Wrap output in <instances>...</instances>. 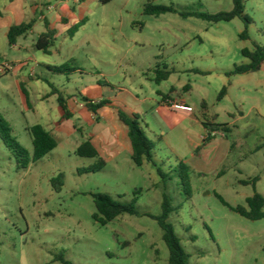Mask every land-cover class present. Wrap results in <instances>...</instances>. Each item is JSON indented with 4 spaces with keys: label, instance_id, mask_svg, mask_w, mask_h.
<instances>
[{
    "label": "rangeland",
    "instance_id": "1",
    "mask_svg": "<svg viewBox=\"0 0 264 264\" xmlns=\"http://www.w3.org/2000/svg\"><path fill=\"white\" fill-rule=\"evenodd\" d=\"M148 1L91 2L88 21L73 38L68 32L80 21L57 26L51 55L3 44L12 69L5 72L6 62L0 61V116L30 154L28 129L35 125L50 131L58 147L18 172L0 137V264H169L163 231L152 218L162 214L165 194L174 208L168 222L192 264H264V219L247 220L219 199L247 208L255 192L264 196V64L256 73L234 74L236 66L249 63L244 49L264 47V0H244L248 25L240 19L216 24L180 15L229 12L233 0H151L176 12L145 16ZM43 30V25L36 28L28 47ZM22 61L27 64L21 66ZM65 65L81 71L59 75L46 69ZM157 70L169 72V79L158 84ZM49 83L76 101H68L73 118L63 119L57 95L46 98ZM119 92L134 108V96L147 99L138 112L155 145L156 166L138 167L125 153L98 173L80 175L95 163L75 154L92 132L89 112L81 107L84 98ZM172 95L193 108L192 118L157 113L163 98ZM204 122L230 131L216 132L203 146L210 135ZM180 162L190 168V190L180 177ZM61 174L64 185L57 190L53 180ZM256 177L255 188L242 184ZM95 194L133 203L139 215L123 214L102 226L94 219Z\"/></svg>",
    "mask_w": 264,
    "mask_h": 264
},
{
    "label": "trees",
    "instance_id": "2",
    "mask_svg": "<svg viewBox=\"0 0 264 264\" xmlns=\"http://www.w3.org/2000/svg\"><path fill=\"white\" fill-rule=\"evenodd\" d=\"M84 1L85 0H80L81 3ZM114 1L115 0H99L100 4L103 6L109 5ZM173 12L175 13L176 10L170 7L156 6L151 0H149L144 6L145 16H161L165 13ZM180 15L185 18L195 17L197 19H202L216 24L221 22H231L235 19L244 21L246 25L250 24V19L247 17V15H245L244 0H233V9L229 12H220L215 15L199 12L181 13ZM83 25L84 23H79L78 25L72 27L68 32L69 36L73 38L77 30ZM33 27L34 23L13 27L9 33V43L11 45H15L17 40L20 37L27 35L33 29ZM241 37L243 39L248 38L247 27L242 33ZM56 40V30L51 29L50 24L46 22L45 32L38 39L36 48L42 51L45 55H51V49L54 47ZM242 55L244 58L249 60V63L247 65L236 66L234 74L241 75L247 73H256L261 70L262 65L264 64V47L256 45L253 50L244 49L242 51ZM47 70L59 75L71 74L75 73L76 71H81L80 69L70 68L68 65L62 67L47 66ZM156 74V82L158 84L167 81L170 75L169 72L161 70H157ZM49 86L52 89L50 96H58V104L63 111V119L69 120L73 118L74 115L69 108V98L66 99L63 94L52 84L49 83ZM226 93L227 89L224 88L220 94V99L223 98ZM84 102L85 108L95 115L100 109L107 105V101L94 103L88 98H84ZM118 115L120 121L129 130V137L133 146L132 160L135 165L138 167H142L145 164H152L156 166L154 159L155 145L144 133L140 123V117L138 115L129 116L122 110H119ZM203 125L210 132V135L204 140L203 146H205V144L213 138L216 132L222 130L223 132L227 133L230 131L226 125L210 122H204ZM28 131L33 140L34 149L32 154H30L28 150H26L17 141V139L13 136L11 125L2 116H0V137L14 155L18 172L27 171L31 165L43 160L58 147L57 139L43 126L35 125L30 127ZM79 131L81 132L82 130L79 129ZM75 154L81 158L95 160V163L92 166L79 170L80 175L98 173L102 171L107 165L106 161L101 157L100 153L90 140L84 141L76 150ZM179 168L181 170L180 177L182 182L184 186L190 190V168L184 162H180ZM157 172L163 178V180L166 179V175L163 173L162 169L158 167ZM182 173H185V177L182 175ZM259 180L260 177H256L252 181H243L242 184L245 186L252 185L255 188ZM57 185H59V188L56 187ZM63 185L64 175L61 174L53 180V186L59 190ZM93 198L97 210V213L94 215V219L102 226H107L110 222L114 221L123 214H129L133 216L139 215L133 203L122 204L114 201L111 197L105 194H95L93 195ZM219 199L222 204L229 207L232 211L247 220L260 221L264 219V196L258 192H255L252 197L246 200L247 208L242 206L233 208L222 197L219 196ZM171 202V197L165 194L162 205V214L159 217L152 218L158 222L160 228L163 231V240L169 250V264H192L190 255L184 250L180 239L176 236L173 227L168 222L170 215L174 212ZM61 262L68 264L63 260Z\"/></svg>",
    "mask_w": 264,
    "mask_h": 264
},
{
    "label": "crops",
    "instance_id": "3",
    "mask_svg": "<svg viewBox=\"0 0 264 264\" xmlns=\"http://www.w3.org/2000/svg\"><path fill=\"white\" fill-rule=\"evenodd\" d=\"M94 1L99 0H85L83 3H78L73 0H0V61L7 63V60L2 55L4 43L9 45L11 50H18L19 52L36 48L38 39L45 32L46 22H48L51 29L56 30V32L58 25H70L73 23L72 19H74V21H80V23H84L85 25L88 21L87 15L91 13L89 4ZM29 23H34L33 29L27 35L20 37L15 45H11L9 43V33L11 29L15 26ZM40 25L44 27L43 32H41L32 45L28 47L27 39L36 33V28ZM19 63L21 66L27 64L25 61ZM124 94L123 92H119L115 95L112 94L109 98H104L102 96L98 99H92L91 101L94 103L107 101V105L100 109L96 115L89 112L84 105H81L84 110L89 112L87 120L92 126L89 140L106 163L119 159L125 153L129 154L131 158L133 155V146L129 137V130L120 121L118 115L119 110L124 111L129 116L138 115L140 117L138 108L143 109V106L147 104V99L142 100L140 97L131 94L134 96L136 108L129 106L126 103V98H122ZM48 97H50V94L46 96V98ZM69 100L75 105L77 104L76 101ZM169 101L183 102L190 106L183 99H175L173 95L171 97L165 96L162 103H160L157 108L158 114L164 118L178 117L181 120L192 118V113L172 109L169 106ZM70 110L73 115H75L74 110L71 108ZM50 129L56 131L52 126H50ZM59 131H62L61 128Z\"/></svg>",
    "mask_w": 264,
    "mask_h": 264
},
{
    "label": "built area",
    "instance_id": "4",
    "mask_svg": "<svg viewBox=\"0 0 264 264\" xmlns=\"http://www.w3.org/2000/svg\"><path fill=\"white\" fill-rule=\"evenodd\" d=\"M75 2H80V0H73ZM12 66L8 63L4 64V70L5 72L10 71L12 68ZM169 106L176 110V111H182V112H187V113H193L194 110L192 107L188 106L186 103L183 102H173V101H169Z\"/></svg>",
    "mask_w": 264,
    "mask_h": 264
}]
</instances>
